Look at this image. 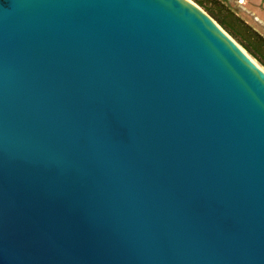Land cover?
Segmentation results:
<instances>
[{"label": "water", "instance_id": "95a60500", "mask_svg": "<svg viewBox=\"0 0 264 264\" xmlns=\"http://www.w3.org/2000/svg\"><path fill=\"white\" fill-rule=\"evenodd\" d=\"M0 264H264V68L193 0H0Z\"/></svg>", "mask_w": 264, "mask_h": 264}, {"label": "trees", "instance_id": "16d2710c", "mask_svg": "<svg viewBox=\"0 0 264 264\" xmlns=\"http://www.w3.org/2000/svg\"><path fill=\"white\" fill-rule=\"evenodd\" d=\"M208 13L264 66V34L218 0H199ZM211 4V5H210Z\"/></svg>", "mask_w": 264, "mask_h": 264}, {"label": "rangeland", "instance_id": "374dc122", "mask_svg": "<svg viewBox=\"0 0 264 264\" xmlns=\"http://www.w3.org/2000/svg\"><path fill=\"white\" fill-rule=\"evenodd\" d=\"M193 1L196 2L198 5H200L198 3L199 0H193ZM218 1L223 3L225 6L236 11L245 20L250 22L253 26H255L260 32L264 34V0H248V1L246 0L247 3L243 5H240L238 3V0H218ZM200 6L203 9H205L203 5H200ZM255 60L259 63L257 59ZM259 64L261 65V63ZM261 66L262 68H264L263 65Z\"/></svg>", "mask_w": 264, "mask_h": 264}, {"label": "built area", "instance_id": "2783aa9c", "mask_svg": "<svg viewBox=\"0 0 264 264\" xmlns=\"http://www.w3.org/2000/svg\"><path fill=\"white\" fill-rule=\"evenodd\" d=\"M238 3H239L240 5H243V4L246 3V0H238Z\"/></svg>", "mask_w": 264, "mask_h": 264}, {"label": "crops", "instance_id": "0c3cea01", "mask_svg": "<svg viewBox=\"0 0 264 264\" xmlns=\"http://www.w3.org/2000/svg\"><path fill=\"white\" fill-rule=\"evenodd\" d=\"M248 1V0H247ZM247 1H246V3H247Z\"/></svg>", "mask_w": 264, "mask_h": 264}]
</instances>
